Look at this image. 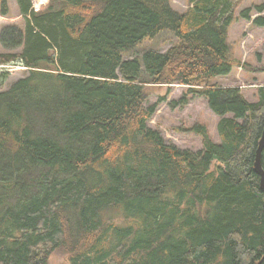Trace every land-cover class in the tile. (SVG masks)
<instances>
[{"label": "trees", "instance_id": "trees-1", "mask_svg": "<svg viewBox=\"0 0 264 264\" xmlns=\"http://www.w3.org/2000/svg\"><path fill=\"white\" fill-rule=\"evenodd\" d=\"M242 1L188 0L180 12L170 0H49L39 11L18 0L26 26L0 39L22 52L0 63L19 58L29 75L0 93V264H49L56 250L71 264H264V86L250 102L213 84L233 69ZM164 31L179 42L143 55L144 81L123 55ZM147 83L206 98L220 141L197 123L201 150L167 144L148 125Z\"/></svg>", "mask_w": 264, "mask_h": 264}, {"label": "rangeland", "instance_id": "rangeland-1", "mask_svg": "<svg viewBox=\"0 0 264 264\" xmlns=\"http://www.w3.org/2000/svg\"><path fill=\"white\" fill-rule=\"evenodd\" d=\"M170 3L173 9L180 12L190 6L188 0H170ZM261 5H264V0H243L237 7L235 19L228 32L229 58L233 62V69L228 75L213 79V84L221 87H239L242 95L250 102L258 101V89L264 86V29L253 24L256 15H264V11L259 13L256 9ZM1 10L0 0V36L7 26L15 25L20 29L25 28L26 19L21 14L18 0H8L6 15H3ZM245 10H249V19L242 16ZM178 42L174 34L164 31L153 39H145L135 48L124 53L123 60H139L141 78L148 81L150 77L144 69L143 55L148 51L165 53ZM21 52L22 47L5 48L0 39V53L20 55ZM17 61L19 58L15 61L17 64L14 68L0 75V93L10 90L18 80L29 75V70L23 69ZM144 87L148 91L145 106L157 104L156 111L148 121V125L160 131L167 144L194 152L201 150L203 148L202 138L192 130L197 123L206 125L212 139L220 141L217 124L221 117L210 109L206 98L197 93H188L189 87L179 83H147ZM182 98L187 99L185 105L179 102ZM238 121L242 122V119ZM216 166L217 163H213V169ZM39 172L33 170L23 177L30 181V178L37 176ZM69 257V254L56 250L50 255L48 262L49 264H71Z\"/></svg>", "mask_w": 264, "mask_h": 264}, {"label": "water", "instance_id": "water-1", "mask_svg": "<svg viewBox=\"0 0 264 264\" xmlns=\"http://www.w3.org/2000/svg\"><path fill=\"white\" fill-rule=\"evenodd\" d=\"M263 149H264V126L262 130L261 138L259 140V145L256 151V160L254 165L255 172H257L261 176L260 187L264 191V169L262 167V160H261Z\"/></svg>", "mask_w": 264, "mask_h": 264}, {"label": "built area", "instance_id": "built-area-1", "mask_svg": "<svg viewBox=\"0 0 264 264\" xmlns=\"http://www.w3.org/2000/svg\"><path fill=\"white\" fill-rule=\"evenodd\" d=\"M49 0H32V9L34 11H39L43 9ZM20 63V66H22L23 69L28 70V68L24 65L22 60L17 61ZM17 64L14 62H8V63H0V75L4 74V72H8L9 69L14 68V65Z\"/></svg>", "mask_w": 264, "mask_h": 264}, {"label": "crops", "instance_id": "crops-1", "mask_svg": "<svg viewBox=\"0 0 264 264\" xmlns=\"http://www.w3.org/2000/svg\"><path fill=\"white\" fill-rule=\"evenodd\" d=\"M259 28L264 29V27H259Z\"/></svg>", "mask_w": 264, "mask_h": 264}]
</instances>
